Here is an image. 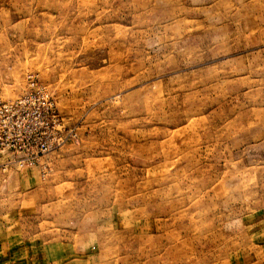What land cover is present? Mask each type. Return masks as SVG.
<instances>
[{"label": "rangeland", "instance_id": "rangeland-1", "mask_svg": "<svg viewBox=\"0 0 264 264\" xmlns=\"http://www.w3.org/2000/svg\"><path fill=\"white\" fill-rule=\"evenodd\" d=\"M27 75L77 139L0 149L1 264H264V0H0Z\"/></svg>", "mask_w": 264, "mask_h": 264}, {"label": "built area", "instance_id": "built-area-1", "mask_svg": "<svg viewBox=\"0 0 264 264\" xmlns=\"http://www.w3.org/2000/svg\"><path fill=\"white\" fill-rule=\"evenodd\" d=\"M75 139L77 129L64 124L52 93L33 75L16 98L0 102V149L17 170L37 166L43 172L45 154Z\"/></svg>", "mask_w": 264, "mask_h": 264}, {"label": "crops", "instance_id": "crops-1", "mask_svg": "<svg viewBox=\"0 0 264 264\" xmlns=\"http://www.w3.org/2000/svg\"><path fill=\"white\" fill-rule=\"evenodd\" d=\"M35 169H37V168L34 167V168H31L30 170H33V171H34ZM37 170H38V169H37ZM37 170H36V171H37ZM39 171H40V169H39ZM58 256L60 257V256H61V253H59ZM0 264H1V260H0Z\"/></svg>", "mask_w": 264, "mask_h": 264}]
</instances>
